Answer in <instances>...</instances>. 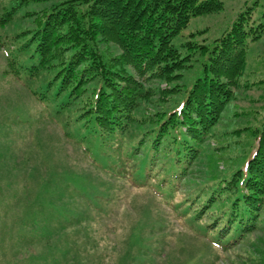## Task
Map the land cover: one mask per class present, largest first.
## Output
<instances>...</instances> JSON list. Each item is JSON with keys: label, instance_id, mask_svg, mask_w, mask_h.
I'll return each mask as SVG.
<instances>
[{"label": "trees", "instance_id": "obj_1", "mask_svg": "<svg viewBox=\"0 0 264 264\" xmlns=\"http://www.w3.org/2000/svg\"><path fill=\"white\" fill-rule=\"evenodd\" d=\"M35 2L42 5L23 8ZM221 6V0H0L3 71L23 78L65 133L85 128L86 141L101 143L109 155L124 145V155L139 159V177H153L170 196L233 96L246 39L264 31L250 4L211 45L187 39L182 53L173 44L191 16ZM195 52L206 55L202 74L189 85L169 84ZM154 80L166 85L147 84ZM149 103L156 107L148 113ZM249 134L235 166L219 170L213 158L201 204L181 198L195 220L207 216L205 228L223 249L254 231L264 208V118Z\"/></svg>", "mask_w": 264, "mask_h": 264}, {"label": "rangeland", "instance_id": "obj_2", "mask_svg": "<svg viewBox=\"0 0 264 264\" xmlns=\"http://www.w3.org/2000/svg\"><path fill=\"white\" fill-rule=\"evenodd\" d=\"M221 1L220 8L191 16L173 38L182 53L187 39L211 45L246 5L253 6L255 22L264 21V0ZM193 56L169 84L189 85L202 74L206 55ZM244 57L213 136L169 196L153 177H139V159L124 155V145L109 155L101 143L86 141L85 128L65 133L23 78L4 73L0 45V264H264V208L257 228L223 249L205 228L207 216L195 220L181 200L201 204L207 189L200 187L213 181L202 180L215 166L213 158L219 170L235 166L249 147V132L264 118V31L246 39Z\"/></svg>", "mask_w": 264, "mask_h": 264}]
</instances>
